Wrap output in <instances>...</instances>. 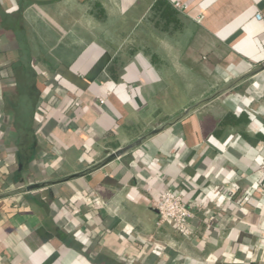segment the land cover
<instances>
[{
    "label": "crops",
    "instance_id": "0c3cea01",
    "mask_svg": "<svg viewBox=\"0 0 264 264\" xmlns=\"http://www.w3.org/2000/svg\"><path fill=\"white\" fill-rule=\"evenodd\" d=\"M45 1L0 18V264H264V0Z\"/></svg>",
    "mask_w": 264,
    "mask_h": 264
},
{
    "label": "built area",
    "instance_id": "2783aa9c",
    "mask_svg": "<svg viewBox=\"0 0 264 264\" xmlns=\"http://www.w3.org/2000/svg\"><path fill=\"white\" fill-rule=\"evenodd\" d=\"M257 18H261L260 13H256ZM99 102L104 100L99 98ZM262 172L264 175V162L262 164ZM153 207L157 211L158 223L171 221L174 227L184 235H191L193 230L190 228L192 220L196 219V211L199 209L198 203L189 204L182 191H173L164 188L160 195L153 200Z\"/></svg>",
    "mask_w": 264,
    "mask_h": 264
},
{
    "label": "trees",
    "instance_id": "16d2710c",
    "mask_svg": "<svg viewBox=\"0 0 264 264\" xmlns=\"http://www.w3.org/2000/svg\"><path fill=\"white\" fill-rule=\"evenodd\" d=\"M28 2L40 5L46 1L45 0H0V18L3 17L6 19V21L8 20L6 22V27H9L10 29L13 30V28L16 26V30L21 29L22 31H25L26 22L22 18V13H23V9L25 8ZM159 7L163 9L161 14L162 16H164V18H166L167 21L165 25L167 26L169 22V18L172 15L173 11L170 9V6L166 0H156L152 8L155 10ZM18 40L20 44H25L26 39L24 37L19 38ZM31 57H32L31 53L23 52L21 59H22V63L25 64L24 65L22 64V66L27 65L26 63L31 59ZM24 71H25L24 74L29 73V76L32 75L31 71L29 72L27 70ZM34 77L36 78L35 74ZM17 141H18L17 143L19 144L20 143L19 138L17 139Z\"/></svg>",
    "mask_w": 264,
    "mask_h": 264
},
{
    "label": "water",
    "instance_id": "95a60500",
    "mask_svg": "<svg viewBox=\"0 0 264 264\" xmlns=\"http://www.w3.org/2000/svg\"><path fill=\"white\" fill-rule=\"evenodd\" d=\"M263 68H264V63H263L262 66L259 67L258 70H261V69H263ZM189 109H190V108H186V109H184V110L181 112V114L179 115V118H180L181 116L185 115V114L189 111ZM159 130H160V129H154L153 131H151V132L149 133V135H152V134L158 132ZM149 135H145V136H143V137H140L139 139H137V140L135 141L134 144L139 143L140 141H142L143 139H145V138H146L147 136H149ZM132 144H133V143H132ZM132 146H133V145H129V147H132ZM129 147H126V149L129 148ZM124 150H125V149H118L117 151H115V152L113 153L112 156H119L122 152H124ZM32 187H33V185L26 187V189L29 190V189H31Z\"/></svg>",
    "mask_w": 264,
    "mask_h": 264
}]
</instances>
